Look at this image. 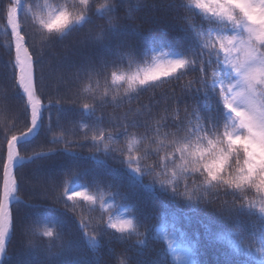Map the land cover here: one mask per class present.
Here are the masks:
<instances>
[{
  "label": "snow or ice",
  "instance_id": "6c2138e0",
  "mask_svg": "<svg viewBox=\"0 0 264 264\" xmlns=\"http://www.w3.org/2000/svg\"><path fill=\"white\" fill-rule=\"evenodd\" d=\"M0 14L12 78L0 90V264H113L104 248L114 264H171L169 253L195 264L175 223L145 222L140 187L219 220L237 250L253 251L251 224L264 264V0H0ZM57 43L63 54L46 60ZM173 81L182 89L170 108L129 107L107 128L96 115ZM105 195L127 215L106 211ZM48 200L78 213L75 235L61 217L39 215L34 201Z\"/></svg>",
  "mask_w": 264,
  "mask_h": 264
},
{
  "label": "trees",
  "instance_id": "16d2710c",
  "mask_svg": "<svg viewBox=\"0 0 264 264\" xmlns=\"http://www.w3.org/2000/svg\"><path fill=\"white\" fill-rule=\"evenodd\" d=\"M2 2L6 3L7 0H2ZM25 2L43 5L45 0H25ZM48 2H56V0H48ZM97 2H99V0H97ZM38 10L39 9H34V11ZM21 20L24 30L32 32L34 26L31 23V16L26 15L25 12L22 11ZM97 23H100V21H97ZM5 24L6 21L3 15L0 14V90L7 87L11 91V69L10 66L8 68H5V65L9 59L7 45L9 44L11 37L10 29L6 28ZM75 38L76 36L75 34H73V36L67 38L64 43H69ZM36 39L38 41V36L36 37ZM48 51L52 55H46V60H52L53 62L56 58L63 54L62 45L59 43L55 44L54 47ZM103 86L104 82L103 80H101V90L103 89ZM181 89V83L173 81L171 83L164 84L162 87L156 89L155 91L149 90L142 93L137 99L133 100L130 105H125L120 109H115L111 104L102 106L98 105L96 115L99 116L103 114L105 116L104 127L107 128L109 127L108 117L110 115H118L129 107L131 109H141V106H151L154 113L162 110L165 107L170 108L172 104L171 97H179L181 95ZM96 94L98 95L99 92H97ZM13 110L15 111V107ZM77 118L82 123H86L91 119L89 116H87V114H85L83 117H79L78 115ZM53 121H55L54 110ZM18 126H22V124H18ZM133 131L142 134L144 132V129L141 128ZM72 132L76 136L82 135L81 128H72ZM39 139L40 137H37V140ZM2 143L3 120L2 118H0V144ZM123 143L124 138L121 137L117 146H122ZM76 151H83V155H88L87 149H76ZM78 163L82 167H89L93 169L103 168V164H99L98 162L92 160H80L78 161ZM31 167L32 165H28V168ZM109 167L113 169H119L120 166L112 164L111 161H109ZM64 179L69 181V183L71 184L73 177L69 175L64 177ZM79 183H84V181H79ZM93 194H97L95 193V190H93ZM134 199L139 208L142 210L146 223H152L153 217L157 216L158 214H162L167 218L169 224L175 223L177 225L179 231L183 233V236L180 238V242L193 248V255L190 258L195 261V264H259V260L261 258L259 254L254 251V248L256 246H259V236L254 235L255 230L251 224H248L245 228V231L249 235V241L253 244V251L250 253L248 252V250L243 248L239 250L234 248L231 243V232L219 220L207 215L205 211H190L189 208L183 203L168 202L166 197L157 199L154 193L147 187H140L136 191ZM34 202L41 204L39 215L50 218L61 217L66 225L65 231L71 232L74 235L76 234V217L78 216V213L74 214L72 212H69L64 208L62 204L53 203L51 200ZM104 202L106 211H109L110 213L117 216L127 215V213H125L123 210L122 203L114 204L110 199H108L106 195L104 196ZM86 207L87 206H85V208ZM96 207L97 209H99V201ZM91 215L93 217H99L100 211L97 210L91 213ZM160 239V234L154 232L152 240L158 241ZM13 244H16L15 239L13 241ZM113 247H115L116 251L119 252L122 246L114 244ZM151 247L158 248L159 244L154 243ZM102 255L105 260L113 261L114 264L115 257L109 254L107 248H104L102 250ZM168 259L169 261H171V264H177L170 253L168 254Z\"/></svg>",
  "mask_w": 264,
  "mask_h": 264
}]
</instances>
